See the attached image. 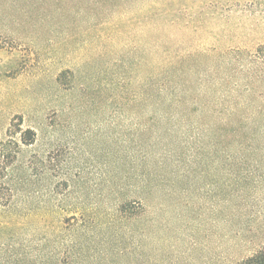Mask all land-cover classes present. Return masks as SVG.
I'll return each instance as SVG.
<instances>
[{
  "label": "rangeland",
  "instance_id": "rangeland-1",
  "mask_svg": "<svg viewBox=\"0 0 264 264\" xmlns=\"http://www.w3.org/2000/svg\"><path fill=\"white\" fill-rule=\"evenodd\" d=\"M126 1L131 14L123 10ZM137 2L0 0V243L16 230L67 236L68 217L110 213L135 184L141 145L136 95L142 70L150 69L143 58L154 60L155 40L148 24L150 39L143 44L145 19L137 10L144 3ZM233 15L245 24L243 39L264 44V0H248ZM193 37L196 48L214 44L209 40L216 35L211 29ZM14 144L15 159L9 155ZM195 157L185 179L173 181L186 202L179 218L176 209L160 216L170 225L152 229L154 240L135 264H230L233 255L264 243L260 209L244 192L233 224L242 220L239 208L252 231L241 242L223 237L232 221L221 220L220 199L228 196L221 192L220 165ZM119 227L130 226L122 221ZM111 234L107 230L104 241L114 248Z\"/></svg>",
  "mask_w": 264,
  "mask_h": 264
},
{
  "label": "trees",
  "instance_id": "trees-1",
  "mask_svg": "<svg viewBox=\"0 0 264 264\" xmlns=\"http://www.w3.org/2000/svg\"><path fill=\"white\" fill-rule=\"evenodd\" d=\"M137 1L144 3L137 10L145 19L139 26L143 44L150 39L148 24L155 40L154 60L143 58L142 66L150 69L142 70L136 95L141 145L131 175L135 184L115 199L110 213L68 217L67 236L16 230L0 243V264H124L120 260L128 258L126 264H135L154 240L152 229L170 225L160 216L176 209L179 218L186 202L173 181L185 179L194 152L195 161L220 165L221 192L228 196L220 199L221 220L232 221L223 237L241 242L252 231L239 208L242 220L233 224L241 192L254 196L264 223V44L243 39L239 32L245 24L235 23L233 15L248 0ZM123 5L131 14L133 5ZM211 29L216 38L208 40L214 44L193 48V35ZM14 146L9 155L15 159ZM122 221L130 226L124 231ZM107 230L116 238L114 248L104 241ZM230 264H264V243L249 254L233 255Z\"/></svg>",
  "mask_w": 264,
  "mask_h": 264
}]
</instances>
